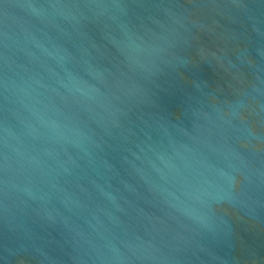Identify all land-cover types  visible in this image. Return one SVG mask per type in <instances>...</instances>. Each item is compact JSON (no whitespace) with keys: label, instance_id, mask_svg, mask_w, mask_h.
Listing matches in <instances>:
<instances>
[{"label":"water","instance_id":"water-1","mask_svg":"<svg viewBox=\"0 0 264 264\" xmlns=\"http://www.w3.org/2000/svg\"><path fill=\"white\" fill-rule=\"evenodd\" d=\"M0 264H264V0H0Z\"/></svg>","mask_w":264,"mask_h":264},{"label":"clouds","instance_id":"clouds-1","mask_svg":"<svg viewBox=\"0 0 264 264\" xmlns=\"http://www.w3.org/2000/svg\"><path fill=\"white\" fill-rule=\"evenodd\" d=\"M51 7L53 9H62V8L70 7V6L64 5V4H53V5H51ZM33 9H35V8L33 7ZM100 14H102V13H100ZM128 40H129L128 44H124V45L117 44L118 51L125 57V59L130 63V65L143 67V64L141 63L139 58L136 55H134V53L137 50H141V48H142V43L141 44H137L136 40H141L142 41V38L136 37V39L134 40L131 35H128ZM93 90L98 95H102L98 88H94ZM52 127L55 130V129L59 128L60 125L53 123ZM4 160H5V165H4L5 171L8 172V168H9V166H8V157L5 156ZM221 176H225V174L221 173ZM225 178H226V180L228 182L227 183V190L229 192H231L233 189L239 190V188H240V181L239 180L235 179V177H233V176H226ZM220 191H225V188H221ZM195 199L197 201H199V197H196ZM212 201L218 202V198L217 197H212ZM206 207H207V209L209 211L212 210L211 209V203L208 204ZM203 214L204 213L197 214L194 211H185V215H188L189 217H191L194 220L195 219H200ZM137 258H140V257H137Z\"/></svg>","mask_w":264,"mask_h":264}]
</instances>
